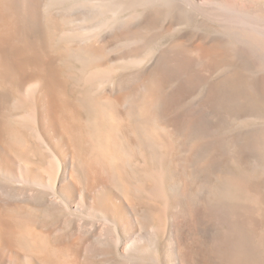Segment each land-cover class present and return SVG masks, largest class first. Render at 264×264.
Instances as JSON below:
<instances>
[{"label": "bare ground", "instance_id": "obj_1", "mask_svg": "<svg viewBox=\"0 0 264 264\" xmlns=\"http://www.w3.org/2000/svg\"><path fill=\"white\" fill-rule=\"evenodd\" d=\"M0 264H264V0H0Z\"/></svg>", "mask_w": 264, "mask_h": 264}]
</instances>
